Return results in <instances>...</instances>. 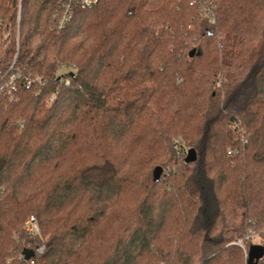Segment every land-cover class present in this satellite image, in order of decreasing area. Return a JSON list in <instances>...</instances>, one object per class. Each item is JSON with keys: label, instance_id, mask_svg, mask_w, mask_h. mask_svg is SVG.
<instances>
[{"label": "trees", "instance_id": "trees-1", "mask_svg": "<svg viewBox=\"0 0 264 264\" xmlns=\"http://www.w3.org/2000/svg\"><path fill=\"white\" fill-rule=\"evenodd\" d=\"M208 1L214 20L206 0H94L59 28L62 0H0V264L264 245V0Z\"/></svg>", "mask_w": 264, "mask_h": 264}, {"label": "built area", "instance_id": "built-area-1", "mask_svg": "<svg viewBox=\"0 0 264 264\" xmlns=\"http://www.w3.org/2000/svg\"><path fill=\"white\" fill-rule=\"evenodd\" d=\"M94 0H62L63 5V13L61 17H59L58 27L62 28L63 25L67 23L72 17L73 8L77 5H90ZM207 4L202 5V13L206 14L207 16L211 17L214 20V13H213V5L208 4L209 1L206 0ZM38 80V79H37ZM31 81H29L30 83ZM23 229L29 235L36 236L41 234V227L38 222L36 216L31 215L24 223ZM238 245L243 247V243L241 241L237 242ZM45 246H41L37 249L38 253H42L44 251ZM33 262V261H32Z\"/></svg>", "mask_w": 264, "mask_h": 264}, {"label": "water", "instance_id": "water-1", "mask_svg": "<svg viewBox=\"0 0 264 264\" xmlns=\"http://www.w3.org/2000/svg\"><path fill=\"white\" fill-rule=\"evenodd\" d=\"M195 49H192L190 56L193 57L195 54ZM198 158L197 151L195 148H190L187 152L186 156V162L191 163L195 162ZM164 168L162 166L156 167L154 170V179L155 181H159L162 174H163ZM23 255L26 260L30 259L35 255V251L33 249L26 248L23 251ZM264 256V245L262 244H252L249 247L248 252V259L247 264H258L259 260L263 258Z\"/></svg>", "mask_w": 264, "mask_h": 264}, {"label": "rangeland", "instance_id": "rangeland-1", "mask_svg": "<svg viewBox=\"0 0 264 264\" xmlns=\"http://www.w3.org/2000/svg\"><path fill=\"white\" fill-rule=\"evenodd\" d=\"M191 29H194V27L192 26ZM262 239L263 238H261V236H259L258 234L255 233L253 235H248L245 238L238 240V241H241L243 243L242 250H243V253L245 255L244 257L246 260L248 259L249 247L252 244H263Z\"/></svg>", "mask_w": 264, "mask_h": 264}]
</instances>
